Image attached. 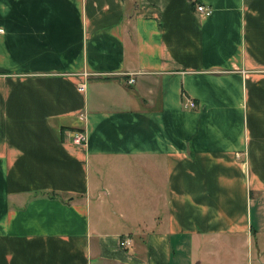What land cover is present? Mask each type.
Instances as JSON below:
<instances>
[{"label": "crops", "instance_id": "1", "mask_svg": "<svg viewBox=\"0 0 264 264\" xmlns=\"http://www.w3.org/2000/svg\"><path fill=\"white\" fill-rule=\"evenodd\" d=\"M0 264H264V0H0Z\"/></svg>", "mask_w": 264, "mask_h": 264}, {"label": "built area", "instance_id": "2", "mask_svg": "<svg viewBox=\"0 0 264 264\" xmlns=\"http://www.w3.org/2000/svg\"><path fill=\"white\" fill-rule=\"evenodd\" d=\"M197 10L200 11L201 13H204L205 15H209L212 12V8L209 5H206L204 3H198L197 4ZM130 80L134 81V78L132 77V78H130ZM80 89H85V84L84 83L80 84ZM189 105L190 106H194L195 105V101L189 100ZM74 139L76 141H83V140L86 139V133L84 131H81V130L79 131L78 130V131L75 132ZM129 244H131L130 239H126V240H123L121 242V245H123V246H127Z\"/></svg>", "mask_w": 264, "mask_h": 264}]
</instances>
